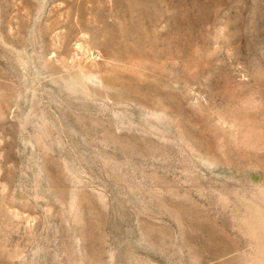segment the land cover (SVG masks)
Listing matches in <instances>:
<instances>
[{"label":"rangeland","instance_id":"rangeland-1","mask_svg":"<svg viewBox=\"0 0 264 264\" xmlns=\"http://www.w3.org/2000/svg\"><path fill=\"white\" fill-rule=\"evenodd\" d=\"M0 264H264V0H0Z\"/></svg>","mask_w":264,"mask_h":264}]
</instances>
